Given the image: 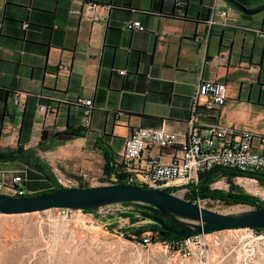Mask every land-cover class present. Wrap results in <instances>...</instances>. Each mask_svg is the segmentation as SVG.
<instances>
[{"label":"crops","instance_id":"1","mask_svg":"<svg viewBox=\"0 0 264 264\" xmlns=\"http://www.w3.org/2000/svg\"><path fill=\"white\" fill-rule=\"evenodd\" d=\"M133 19L144 30L127 28ZM205 78L226 83L228 97L217 110L201 108L193 124L201 135L216 123L264 133V8L246 14L224 0H0L2 149L32 148L51 131L80 126L79 97L93 100L90 126L57 151L98 139L117 156L138 125L184 136ZM146 152L171 158V150ZM8 163L0 162V177L24 170Z\"/></svg>","mask_w":264,"mask_h":264},{"label":"rangeland","instance_id":"2","mask_svg":"<svg viewBox=\"0 0 264 264\" xmlns=\"http://www.w3.org/2000/svg\"><path fill=\"white\" fill-rule=\"evenodd\" d=\"M82 132L58 139L44 150L37 149L35 156L47 164L55 181L62 186L107 184L114 180L112 172L95 143L86 141L78 147L69 146L67 152L57 151L67 141L84 136L85 130ZM31 149L35 150L36 146ZM117 159L121 161L120 155H117ZM23 167L24 170L18 172L27 176L28 168ZM14 173V170L5 171L0 183L8 182ZM230 181L246 193L264 200V187L257 179L237 176ZM230 181L221 178L210 186L229 191ZM45 186L48 187V184ZM39 188H31L30 191ZM0 193L8 194L3 185ZM176 195L185 198V192ZM194 202L224 213L252 208L242 203L225 204L221 200ZM106 208H109V212L113 211L109 215H114V219H107L108 214H102V209H75L65 217L59 215L55 208L16 214L0 213V264H179L176 247L167 251L160 245L145 247L138 239L126 237L120 231L121 227L129 224V219L119 218V211H132L131 206L127 208L121 203L109 205L103 210ZM111 222L116 224L114 229L110 228ZM145 233L155 237L151 231ZM215 234L219 244L213 252L216 260L210 264H264V230L256 231L254 235L244 227L236 231L220 230Z\"/></svg>","mask_w":264,"mask_h":264},{"label":"built area","instance_id":"3","mask_svg":"<svg viewBox=\"0 0 264 264\" xmlns=\"http://www.w3.org/2000/svg\"><path fill=\"white\" fill-rule=\"evenodd\" d=\"M94 7L95 5L92 3L87 4L88 9ZM223 13L225 14V12ZM91 16L93 19L99 18L93 12ZM208 22L211 24L213 20L209 19ZM126 27L144 30V25L138 19L128 20ZM120 72L123 73L125 70L122 69ZM227 97L226 83L205 78L199 82L194 95L192 114L189 118L191 125L187 134L182 136L163 126L146 127L138 125L133 127L131 133L125 138L120 152L122 170L128 174V180L138 181L148 188L170 189L172 193L177 194L186 192L189 186L197 183L200 171L214 165L231 166L241 170L255 168L264 171V133L257 135L249 129L216 123L209 128V134L203 136L193 125L197 114L201 113V108L217 110L225 103ZM76 103L82 107L81 126L88 128L91 123L93 100L79 97L76 99ZM38 108L45 112L54 110L51 104H39ZM152 147L158 148L162 153L171 150L170 160L162 161L159 155L146 154V151ZM24 179V175L18 172L12 176L9 183H0V187L3 185L8 194L14 196L30 193L22 185ZM121 203L105 204L97 209H102V214L109 215L113 211L110 210L111 212H109V208L105 210L103 208ZM126 207L130 208V206ZM55 209L63 217L75 210L69 207H55ZM118 217L128 218L121 215ZM137 223L136 221L131 224ZM238 229L241 228L226 230L236 231ZM245 229L256 235L255 228L245 227ZM216 231L193 233L182 236L176 241H154L150 233H145L139 242L145 247L160 245L164 251L176 247L175 253L179 257V264H210L216 260L213 252L215 246L219 244Z\"/></svg>","mask_w":264,"mask_h":264},{"label":"water","instance_id":"4","mask_svg":"<svg viewBox=\"0 0 264 264\" xmlns=\"http://www.w3.org/2000/svg\"><path fill=\"white\" fill-rule=\"evenodd\" d=\"M224 1L246 14L256 13L264 8V3L248 8L237 0ZM70 134L76 135L74 132ZM128 201L145 204L154 214L150 218L163 228L166 227L160 217L170 218L180 227V230L174 231L180 236L230 228H264V206L224 213L176 195L165 188H143L122 182L85 187L63 186L53 191L23 196L0 193V213H26L55 207L97 209L105 204Z\"/></svg>","mask_w":264,"mask_h":264},{"label":"trees","instance_id":"5","mask_svg":"<svg viewBox=\"0 0 264 264\" xmlns=\"http://www.w3.org/2000/svg\"><path fill=\"white\" fill-rule=\"evenodd\" d=\"M7 95V91L0 89V100L4 99ZM76 103V100H74ZM77 104V103H76ZM79 105V104H78ZM82 115V114H81ZM85 128L81 125L78 127L68 126L62 131H51L47 135L43 136V139L38 142L36 149L24 148L23 145L18 144L14 148H0V162H14L21 164L28 169H26V175L24 174L25 179L22 181L23 187L27 190L31 188H38L34 192L24 193L23 195H34L41 192H49L55 189L63 187L61 184L57 183L54 179L53 172L49 169L47 164L42 163L35 155H37L36 150H44L56 142L58 139L64 138L67 135H72L70 132L76 134L83 133ZM95 146L102 152L105 156L106 162L109 164V170L111 176L114 180L108 181V183L122 182V183H131L136 186L143 188H148L142 183L136 181H129L128 174L122 170V164L120 163L117 156H115L111 146L107 142H100L98 139L95 141ZM35 153V154H34ZM119 177H118V176ZM237 176L251 177L258 180V182L264 187V171L255 169V168H246L239 169L236 167L225 166V165H214L199 172V179L196 184H192L188 187L185 192V198L191 201L198 200H221L225 204L230 203H242L252 206L253 208L263 207L264 200L248 194L245 191L241 190L238 186H235L230 180L234 179ZM225 178L231 182L229 191H222L218 189L211 188V183ZM48 184V187L45 186ZM79 187L88 186V184H78ZM171 192L172 190L167 189ZM230 195V196H229ZM20 196V195H17ZM125 206H131L132 211H119V213L125 217H128L129 223L120 228V231L129 238H135L140 241L142 235L145 231H151L157 240H179L182 236L176 234L174 231L180 230V227L172 222L170 218L160 217L163 221V225L166 228L161 227L157 222L152 220L150 216L154 214L147 208L145 204H139L137 202L128 201L122 202ZM84 211H91V209H84ZM107 219H114V215H107ZM147 220L144 223H137L132 225L131 223ZM111 229H114L116 224L111 222L109 224ZM256 231L264 230V228H255ZM152 234V235H153ZM155 241V240H154Z\"/></svg>","mask_w":264,"mask_h":264},{"label":"bare ground","instance_id":"6","mask_svg":"<svg viewBox=\"0 0 264 264\" xmlns=\"http://www.w3.org/2000/svg\"><path fill=\"white\" fill-rule=\"evenodd\" d=\"M118 176V175H117ZM119 177V176H118ZM21 196V195H20Z\"/></svg>","mask_w":264,"mask_h":264}]
</instances>
